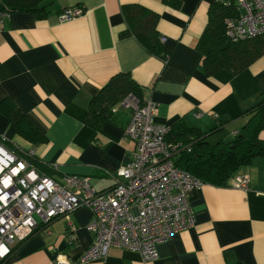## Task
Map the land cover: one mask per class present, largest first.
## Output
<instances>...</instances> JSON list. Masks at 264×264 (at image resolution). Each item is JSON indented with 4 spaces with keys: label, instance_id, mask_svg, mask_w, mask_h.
I'll use <instances>...</instances> for the list:
<instances>
[{
    "label": "crops",
    "instance_id": "obj_1",
    "mask_svg": "<svg viewBox=\"0 0 264 264\" xmlns=\"http://www.w3.org/2000/svg\"><path fill=\"white\" fill-rule=\"evenodd\" d=\"M214 0H43L46 15L13 12L0 22V102L12 101L44 136L30 145L0 111V136L13 139L53 166L54 179L88 177L97 191L114 183L127 164L134 142L124 134L132 109L116 104L112 116L93 130L84 120L89 101L118 72H129L141 86L143 100L157 105L153 122L184 121L206 134L211 143L232 141L241 131L245 110L264 98V53L238 74L221 69L207 75L197 42ZM1 3V0H0ZM137 4L158 14L157 31L168 57L150 53L126 29L122 7ZM83 13L61 21L66 8ZM241 12V11H240ZM264 140V129L259 133ZM247 175L246 188L233 186ZM193 226L157 246L158 257L144 260L133 250L111 247L103 259L80 257L94 234L81 207L66 218L36 231L19 248L11 264H264V159L241 165L226 185L203 183L192 191ZM74 228V231L71 230ZM227 259L229 262L227 263Z\"/></svg>",
    "mask_w": 264,
    "mask_h": 264
},
{
    "label": "built area",
    "instance_id": "obj_2",
    "mask_svg": "<svg viewBox=\"0 0 264 264\" xmlns=\"http://www.w3.org/2000/svg\"><path fill=\"white\" fill-rule=\"evenodd\" d=\"M214 1L233 3L241 11L237 17L225 19L229 38L264 35V0ZM82 13L79 7L66 8L59 18L68 21ZM6 15L0 10V22ZM120 105L132 109L124 134L133 140L134 152L117 169L107 190H95L86 176L52 178L10 149L7 139L0 136V258L9 255L16 242L29 237L39 221L44 225L64 217L73 227L69 215L81 207L90 212L85 229L94 234L80 257L83 263L103 259L111 247L154 260L159 244L193 226L189 197L203 182L174 166L173 158L184 149L183 144L166 140L170 125L153 122L157 105L152 100L129 94ZM248 182V176L242 174L232 180L237 188H246ZM56 264L71 261L58 255Z\"/></svg>",
    "mask_w": 264,
    "mask_h": 264
},
{
    "label": "trees",
    "instance_id": "obj_3",
    "mask_svg": "<svg viewBox=\"0 0 264 264\" xmlns=\"http://www.w3.org/2000/svg\"><path fill=\"white\" fill-rule=\"evenodd\" d=\"M42 1L1 0L0 10L7 13L22 11L35 13L37 17L43 18L46 10L41 5ZM239 13L233 3L217 2L210 5L208 22L196 46L203 56L202 67L207 75L221 69L238 74L264 53V35L240 40H232L227 36L225 19L237 17ZM122 14L126 29L121 32V36L136 37L150 53L165 61L168 53L163 48L156 28L158 14L137 4L124 5ZM129 94L143 100L141 86L129 72H118L113 75L91 97L85 124L93 130L100 129L110 120L114 106L120 104ZM0 111L13 125L15 135L34 146L45 142L44 136L12 101L9 99L1 101ZM244 115L246 121L241 131L228 142L211 143L206 134L199 129L191 127L184 121L174 123L166 135V140L172 143L181 142L184 146V149L174 156V166L191 173L203 183L222 186L228 183L241 165L251 163L257 156L264 159V140L259 136L264 129V98L245 110ZM5 144L47 175H53V166L43 163L32 148H24L13 139L6 140ZM35 231L36 229L32 234ZM30 236L16 242L11 247L10 254L0 258V264H11L21 245Z\"/></svg>",
    "mask_w": 264,
    "mask_h": 264
},
{
    "label": "bare ground",
    "instance_id": "obj_4",
    "mask_svg": "<svg viewBox=\"0 0 264 264\" xmlns=\"http://www.w3.org/2000/svg\"><path fill=\"white\" fill-rule=\"evenodd\" d=\"M178 153V152H177ZM131 160V159H130ZM241 175V174H240Z\"/></svg>",
    "mask_w": 264,
    "mask_h": 264
}]
</instances>
